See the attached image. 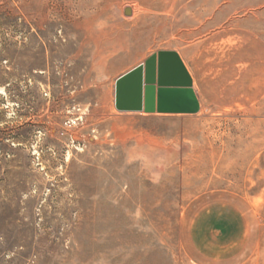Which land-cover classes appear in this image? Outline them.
I'll use <instances>...</instances> for the list:
<instances>
[{
  "label": "rangeland",
  "instance_id": "374dc122",
  "mask_svg": "<svg viewBox=\"0 0 264 264\" xmlns=\"http://www.w3.org/2000/svg\"><path fill=\"white\" fill-rule=\"evenodd\" d=\"M161 52L199 111H117ZM0 264H264V0H0Z\"/></svg>",
  "mask_w": 264,
  "mask_h": 264
},
{
  "label": "water",
  "instance_id": "95a60500",
  "mask_svg": "<svg viewBox=\"0 0 264 264\" xmlns=\"http://www.w3.org/2000/svg\"><path fill=\"white\" fill-rule=\"evenodd\" d=\"M114 104L120 112L195 114L199 111L191 78L173 52L152 56L119 77Z\"/></svg>",
  "mask_w": 264,
  "mask_h": 264
},
{
  "label": "built area",
  "instance_id": "2783aa9c",
  "mask_svg": "<svg viewBox=\"0 0 264 264\" xmlns=\"http://www.w3.org/2000/svg\"><path fill=\"white\" fill-rule=\"evenodd\" d=\"M74 124H75L74 121H69V122L66 123V125H67L68 127H71V126H73Z\"/></svg>",
  "mask_w": 264,
  "mask_h": 264
},
{
  "label": "bare ground",
  "instance_id": "6f19581e",
  "mask_svg": "<svg viewBox=\"0 0 264 264\" xmlns=\"http://www.w3.org/2000/svg\"><path fill=\"white\" fill-rule=\"evenodd\" d=\"M128 13V12H127Z\"/></svg>",
  "mask_w": 264,
  "mask_h": 264
}]
</instances>
